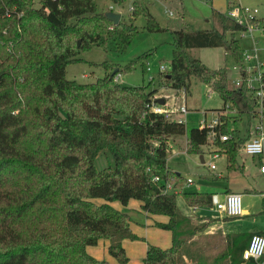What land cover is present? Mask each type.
<instances>
[{"label": "trees", "instance_id": "obj_1", "mask_svg": "<svg viewBox=\"0 0 264 264\" xmlns=\"http://www.w3.org/2000/svg\"><path fill=\"white\" fill-rule=\"evenodd\" d=\"M35 1L0 0V264H110L87 249L101 238L108 241L109 253L127 264L124 241L138 236L130 215L112 203L127 205L133 198L149 216H168L167 222L156 223L172 233L170 247L149 245L144 263L183 264L185 245L196 244L202 228L186 223L178 212V192L195 207L213 206L216 194L184 191L188 179L167 163L168 142L186 134L185 122L150 108L157 88L119 82L117 76L133 64L105 61L99 65L111 72L90 83L66 76L67 65L79 60L83 48L109 40L127 48L142 13L150 31L163 28L148 7L136 2L129 22L114 24L95 0H40L38 6ZM218 16L220 28L173 30L167 83L189 90L191 77L198 76L223 96L224 104L248 101L250 117H264L246 83L230 87L226 67H210L190 51L223 47L242 60L236 32L247 30V24L221 12ZM146 58L135 62L148 69ZM219 119L212 143L226 153L232 170L238 166L241 134L229 132V120ZM210 132L209 127L192 128L188 151L201 153V145L211 144ZM225 133L231 138L222 140ZM251 136L250 130L244 142ZM101 158L108 162L104 167L98 165ZM99 197L104 201L97 202ZM252 235L232 233L228 250L206 264H243ZM191 263L202 264L198 258Z\"/></svg>", "mask_w": 264, "mask_h": 264}, {"label": "rangeland", "instance_id": "obj_2", "mask_svg": "<svg viewBox=\"0 0 264 264\" xmlns=\"http://www.w3.org/2000/svg\"><path fill=\"white\" fill-rule=\"evenodd\" d=\"M39 1H35L36 6L39 5ZM95 2L99 11L105 13L111 11V5H113V11L120 12L121 19L125 22L130 21L131 7L136 2L142 7H148L163 29L150 31L147 28V16L142 13L135 20L139 31L127 48H119L114 40H109L104 45H91L83 48L78 55L79 60L67 65L66 76L68 79L90 83L111 72L104 65H99L105 61L112 66L119 64L118 66L121 67L133 64L131 70L118 75L119 82L125 85H147L149 90L157 88V96L167 99L165 107H169L173 116L182 119L186 124V134L173 136L170 143L168 142L167 159L170 168L181 173L186 180L194 181L187 182L184 191H213L220 201L224 199L225 190L228 187L233 190H226V193L236 190L243 191V207L248 208V215L230 218L218 211L215 204L210 207H201L206 215L222 216L210 217L207 221H196L194 224L201 226L202 232L198 234L196 244L185 245L183 249L181 258L183 264H192L191 262H195L197 258L202 264L214 262L223 252L227 251L224 235L229 232V229H239L251 235L260 232L258 229H264V173L261 171L264 154H248L242 144L250 130L253 132L256 125L261 123L264 126V117H250L248 109L252 108H249L248 101L242 105L236 96L235 101L240 102L237 107L231 101L224 104L223 96L195 75L191 77L189 90L179 91L171 88L167 83L166 72L172 68L173 30L184 28L186 25L193 29L220 28L219 12L228 14L234 6H240L242 14L238 20L248 26L247 30L236 32L240 53L243 52L241 61L223 47H198L190 51L210 67H226L230 87L241 88L243 83H248L246 87L249 89L247 90L253 93L251 87L259 85L258 77L264 69V31L257 29L255 25L264 18V0H122L121 3H116L114 0H95ZM249 14H256V19H249ZM249 28L254 29L253 33L257 40L253 38ZM245 51L257 55L258 58L245 60ZM144 54L147 55L145 64L148 69L144 64L135 62L139 56ZM162 64L167 66L165 72L161 71ZM255 68L256 70L251 72V69ZM236 81H239V84L236 85ZM248 100L250 101L249 96ZM182 104L187 106V113L179 110ZM254 108L259 109L258 106ZM242 109L244 112L241 111ZM218 116L229 120L227 126L229 132L236 130L241 134V143L236 156L238 166L232 170L228 168V156L225 152L219 151L217 144L212 143L214 137L211 135H209L211 144L201 145L200 150H203L201 153L188 151V136L191 129L200 127L203 120L211 121L212 118ZM215 152L219 153L216 158H214ZM202 155L204 162L201 159ZM211 163L216 164L215 169L210 167ZM100 164L104 167L108 162L101 158L98 160L99 167ZM182 193L179 191L177 195L178 212L190 219L193 210L186 203ZM96 201L102 202L104 199L99 197ZM114 202L118 206L116 208L130 215L131 228L138 236L136 239L129 238L124 242L129 256L127 264H145L144 257L148 243L162 248L172 245L171 231L156 223L168 221V216L158 215L156 221L149 218L142 210L140 201L135 198L131 199L127 205H123L118 200ZM200 211L202 210L198 209V212ZM88 248L93 252L89 253L97 259L106 260L110 264H120L119 260L109 253L106 239L101 238L97 244L90 245ZM187 256L195 259L191 261Z\"/></svg>", "mask_w": 264, "mask_h": 264}, {"label": "built area", "instance_id": "obj_3", "mask_svg": "<svg viewBox=\"0 0 264 264\" xmlns=\"http://www.w3.org/2000/svg\"><path fill=\"white\" fill-rule=\"evenodd\" d=\"M114 6L111 5V9L113 10ZM133 7H131L132 9ZM249 11V10H248ZM242 14V8L240 6H234L228 13L229 16H231L232 18L238 20L239 16ZM256 14H249V19H255ZM241 21V20H238ZM242 22V21H241ZM256 28L264 31V22L259 21L258 24L256 23ZM249 30L252 32L253 38L255 40H257L256 35L253 33L254 29L253 28H249ZM258 56L254 55L252 53H249L247 51H245L244 53V59L245 60H253V59H257ZM167 70V66L166 64H162L161 65V71L165 72ZM255 69H251V72L255 71ZM264 70V69H263ZM263 70L262 72H260L259 77H258V82L259 85L255 86V87H251L253 88L252 91L255 95L256 93V97L259 100V105H257L260 109V112H263V103H264V82L262 79L263 76ZM249 72V70H248ZM118 79V76H117ZM248 79V78H247ZM239 84V81H236V85ZM248 86V83H247ZM150 108L152 110H154L155 112H159V113H164L165 116L167 118H175L173 116V112L171 111V109L166 106L165 104H159L156 101L153 102L152 105H149ZM179 110L181 112H188V108L185 104H182L179 108ZM177 119V118H175ZM182 122H184L182 119H178ZM219 116L216 118H212L211 121H207V120H203L200 124V128L203 127H209L211 128V132L210 135L211 136H215V131H214V126H216L219 123ZM220 138L222 140H227L229 138H231V134L229 133H225V134H221ZM243 147L244 150L251 155H261L264 154V126L260 123L258 125H256L255 129L252 132V136L247 139L244 143H243ZM219 153L215 152L214 154V158H216L218 156ZM210 167L212 169L216 168V164L215 163H211ZM261 171L264 173V160L262 159V165H261ZM159 176H155L154 180H158ZM188 181L191 183L193 180L192 179H188ZM168 188H171V184L167 185ZM214 204L216 205V208L218 209V211H220L221 213L225 214L226 216H240L244 214L245 208L243 207V198H242V194L239 192H228L225 194V197L222 201H220L218 199L217 194L214 195ZM243 258H244V262L243 264H264V232H256L252 235L249 245L247 246V248L244 250L243 252Z\"/></svg>", "mask_w": 264, "mask_h": 264}, {"label": "crops", "instance_id": "obj_4", "mask_svg": "<svg viewBox=\"0 0 264 264\" xmlns=\"http://www.w3.org/2000/svg\"><path fill=\"white\" fill-rule=\"evenodd\" d=\"M170 143V142H169ZM203 162V161H202ZM177 172V171H176ZM179 173V172H178ZM219 177V176H218ZM192 182H194V181H192ZM191 182V183H192ZM229 189H231V190H233L231 187H228L226 190H229ZM245 189H248L249 190V188H245ZM225 190V194H226V191ZM234 190H236V189H234ZM198 191H200V190H198ZM236 192H239V193H241L242 194V192L243 191H240V190H236ZM113 205L115 206V207H118L117 205H116V203L115 202H113ZM140 206H141V202H140ZM190 208L193 210V213H192V217L190 218V219H188L187 217V222L186 223H195L196 221H198V220H208V218H210V217H216V218H219V216H222V215H219V216H209V215H206V212L201 208V207H195V206H190ZM198 209H200V210H202V211H200V212H198ZM143 210V209H142ZM144 211V210H143ZM197 211V212H196ZM144 213L149 217V218H151V219H153V220H155L156 221V218L158 217V215H156V216H149L145 211H144ZM249 214V210H248V208L247 207H245V211H244V214L243 215H240V216H227V217H230V218H235V217H242V216H246V215H248ZM223 215H225V214H223ZM226 216V215H225ZM167 222V221H166ZM264 229H258V231H263ZM234 232H243V231H241V230H239V229H232V230H230L229 229V234L228 233H226L224 236H225V242H226V250H228V248L231 246V243H232V237H231V234L232 233H234ZM247 232H249V231H247ZM246 233V232H245ZM125 242V241H124ZM218 243V242H217ZM151 243H148V247H149V245H150ZM148 247H147V249H148ZM88 249V251L89 252H91V253H93L91 250H89V248H87ZM147 249H146V252H147ZM145 256H146V253H145Z\"/></svg>", "mask_w": 264, "mask_h": 264}, {"label": "water", "instance_id": "obj_5", "mask_svg": "<svg viewBox=\"0 0 264 264\" xmlns=\"http://www.w3.org/2000/svg\"><path fill=\"white\" fill-rule=\"evenodd\" d=\"M105 15L114 23V24H119L122 18V15L120 12H114L113 10L108 11L105 13ZM80 42V40H79ZM156 102L159 104H165V99L164 97H157ZM202 161L204 162V157L203 155L201 156Z\"/></svg>", "mask_w": 264, "mask_h": 264}]
</instances>
